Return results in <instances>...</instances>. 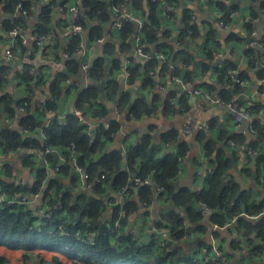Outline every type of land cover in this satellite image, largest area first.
<instances>
[{
	"label": "trees",
	"instance_id": "1",
	"mask_svg": "<svg viewBox=\"0 0 264 264\" xmlns=\"http://www.w3.org/2000/svg\"><path fill=\"white\" fill-rule=\"evenodd\" d=\"M4 2L2 9L10 12H16L17 5H20V10L25 9L33 14L32 0H1ZM51 0L48 4H44L39 12L38 22L36 24V31L38 34L52 33L51 25V12L53 9V2ZM132 5L140 10L149 20L150 24L146 25L143 29L145 39L148 43L156 44L158 49L165 55H174L173 63L167 62L162 66V70H166L167 65H172V74L178 75L183 71L182 66L186 63L189 65L192 61V56L185 51V48H175L171 43V33L169 31H162V40L159 38V26L162 21V3L159 0H131ZM255 2L257 0H246ZM125 0H113L112 2L104 0H82L86 14L96 19L87 31L86 40L94 41L105 35V26L110 20V9L112 6L125 3ZM168 3V2H167ZM220 3L225 17L228 15L225 12L226 6ZM65 8V3L63 6ZM264 12V1L261 3ZM232 8H235L232 6ZM166 14L173 15V12L166 10ZM84 28L86 22L82 19L79 20ZM122 28L119 29V36L121 37V47L130 49L131 41L137 30L136 24L132 21L122 20ZM16 23L24 24L25 22L20 19ZM183 27L180 33L176 36V40L182 43L188 42L191 38L194 40L199 34V25L197 22L192 21L189 13L183 17ZM13 28V24H10ZM248 30H251L252 24L247 23ZM54 33V32H53ZM249 34V33H248ZM248 34L241 36L231 35V39L238 42H245L247 45L245 56L248 57V63L251 68L256 71V75L260 80H264V63L262 67L257 65L260 61L262 54L254 46H250L251 40L256 39L255 36L251 37ZM259 40L264 43V33L259 36ZM84 41L83 34H76L70 37L67 41L64 51L69 57L64 62V68L60 69L55 78L49 83L48 91L52 95V99H45L43 102L35 101V97H23L15 100L12 91H5L3 89L6 82V70L0 71V111L4 110L9 116H13L20 106H25L26 111L19 119V127L12 128L7 125L0 129V147L2 150L6 146L16 149L17 147L35 148L41 151L47 148L58 149L63 151L68 145L75 144L76 150L79 152V162L86 166L93 177L98 175L99 169L106 174L107 181L111 187L119 189L121 186L127 184L128 178L132 175L146 178L149 173H154V177L162 183L166 189L159 192L160 195L165 197L166 202L170 203V207L162 212V222H158V226L164 227L169 231V234L175 238H179L185 230V219L190 221H199L201 218V210L199 202L205 201L210 205L217 208L212 220L215 223L222 224L224 221L232 217V215H239V219L243 229L246 228V238L250 240L251 235L256 231V235L264 238V197L258 201L251 196L246 190H241L239 181L230 177L228 181L225 177L233 165L232 160L222 150L217 148V142L214 137H207L205 131H199L198 139L204 143V154L208 157L211 164H213V171L206 176L207 188L201 190H191L189 188L176 189L173 181L174 177L182 165V159L187 155L189 146L185 141H179L177 129H171L162 134L161 141L165 144H176V148L172 152H166L162 157L155 158L153 155L157 150L156 144L152 141L149 134L145 133L137 144L129 145L123 152L117 149L112 152L102 153L98 160L92 159L93 154L97 151H102L111 139V133L117 131L119 128V121L117 119L109 120V127L106 129L105 124L95 128L93 137H90L85 126L77 120L74 114L68 113L65 119H62L63 112L59 111V103L61 99L65 98L72 92H77L75 86L70 82V79L75 74L82 71L81 63L84 58L76 57L75 52L79 51L80 45ZM218 43L217 34L215 29L208 31L204 43L206 45V54L210 57L213 56V43ZM114 46L111 42L106 41L104 45V52H113ZM46 51V50H45ZM44 51V52H45ZM260 58V59H259ZM105 60L104 58L95 59L90 63V75L93 79L105 75ZM206 66V65H205ZM159 67L158 58L150 59L143 64H138L131 68V83L137 78L141 81L140 88L151 89L154 86V78L149 75V70H157ZM30 67L25 66L24 70L19 73L21 82L25 83L30 89L34 91L40 82H45L41 70H35L33 74L30 73ZM160 68V67H159ZM237 70L238 76L241 80H248L249 74L246 71H240L234 63L227 61L223 67L217 69L218 79L222 82L232 84V76L229 70ZM96 83V84H95ZM91 81L87 86L82 87L78 91L76 98V108L85 111V106L92 105L99 95V84ZM98 85V86H97ZM110 85V80L107 82ZM237 91L240 89L241 84H237ZM117 86L111 88L114 93ZM140 95L131 101V94H122L119 98L118 109L119 111H126L129 118H139L143 114L149 113V107L145 96L139 92ZM224 99L228 100L230 92L223 89ZM171 100V99H170ZM169 99L165 100L166 112H173L176 110L178 104L187 103V97L181 96L175 103ZM238 103L241 105L248 104L246 102ZM249 105L253 106V114H259L264 109V104L251 100ZM52 110V113L48 112ZM95 115L104 117L106 111L95 109ZM106 118V117H105ZM104 118V119H105ZM260 117L255 115L253 122L254 128L257 130V137L248 143V147L254 148L259 145L260 152L256 156L249 157V163L245 166L244 171L247 174L252 173V168H256V177L259 184L264 185V132L261 125L258 123ZM1 123V121H0ZM211 128L218 126L216 121L210 122ZM26 127L33 132H30L27 138H23L21 128ZM44 131L42 136L40 131ZM231 139L244 141L245 138L240 135L232 134ZM227 138L225 131L224 137ZM217 150V151H216ZM216 152V153H215ZM213 155L215 158L213 159ZM52 157V154H51ZM91 157V158H89ZM25 165L35 166L36 161L29 155L23 158ZM125 160L127 168H122L123 161ZM65 168V167H64ZM63 168V169H64ZM45 170L38 168L37 180L31 187H24L12 183L9 179L0 176V184L5 190L10 193H31L36 192L39 186L43 183L46 176ZM261 177V178H260ZM50 186H55L50 184ZM106 187L105 182H101L97 186V193L83 200L82 204H72L67 200L68 193H64L63 197L59 200L57 194H46L49 196V203H60L62 209L57 210L51 219L42 218L36 215V210L33 207L26 205H11L0 206V245H4L13 250H23L24 260L21 264H31L33 260V252L38 250H49L63 254L69 258L72 264H192V257L188 255H181L175 253H168L166 250L159 246V243L152 237L148 239L139 238L129 234L126 230H122L119 237L120 245H113L112 241L115 238L114 228L117 219H124L129 217L136 211L138 204L135 201H128L122 206L113 207V211L108 216L107 207L102 200V191ZM134 190V188L132 189ZM155 193V188L141 184L138 186V195L140 201L150 202ZM197 204V205H195ZM66 207L67 212L65 211ZM222 210H225L222 212ZM245 213V215H241ZM256 216L257 219H253ZM104 217L109 221V226L100 222ZM204 223V222H203ZM45 224V225H44ZM64 224L66 233L56 230V226ZM197 229H205L204 224L197 225ZM52 230V231H49ZM79 230L83 235L89 231H96L94 242H89L83 239V236L75 235V231ZM264 247V246H263ZM179 248H177L178 251ZM262 247L257 246L256 252H261ZM176 252V251H175ZM5 257L0 256V264H5ZM52 264H61L58 256L53 258Z\"/></svg>",
	"mask_w": 264,
	"mask_h": 264
},
{
	"label": "crops",
	"instance_id": "2",
	"mask_svg": "<svg viewBox=\"0 0 264 264\" xmlns=\"http://www.w3.org/2000/svg\"><path fill=\"white\" fill-rule=\"evenodd\" d=\"M47 1L48 0H32V5L34 6L31 11H33V14L22 19L25 23H19L21 26V34L18 38H12V28L10 24H13V26L18 25L16 20H18L20 14L18 10L12 13L2 9L4 2L0 0V71L6 70L7 77L5 78L6 82L4 83L3 89L5 91H12L15 100L23 97H35V101L38 102H43L45 99H52V95L48 91V85L55 78L60 69L56 68L51 62L56 64L60 63V53L64 55V47L69 39L62 27L64 16L63 13L62 16L60 14L61 6L64 3L66 5L68 2H71L70 4L78 3V0H56L53 2V9L51 12L52 21L50 25L52 36L48 37L46 42L44 44L42 43V45L37 42L38 33L36 31V24L38 22L39 12L42 6L47 4ZM125 1V3L116 5L120 8V12H117L114 6H112L109 11L110 20L105 27L111 26L115 21L123 20L128 12L134 13L143 20L147 19L148 23L146 25L151 23L140 10H137L132 5L131 0ZM159 1L162 3L163 13L161 14L163 22L159 26V30L161 31L159 32L160 41L162 40V31H169L172 35L171 43L174 47L176 49L185 48V51L192 56L191 63L189 65L185 63L184 66H182L183 71H186L184 74L185 80L190 81L194 86H199L203 91L218 95L223 99V89H227L230 92L229 99L232 96L231 91L234 89L233 85L230 83L225 84L220 81L217 75V67L220 59H223L226 63L229 60L236 65L238 70L246 71L249 74V79L244 80L245 83L241 84L238 91L237 88L235 90L238 100L246 103L254 100L255 102L264 104V82L257 77L256 71L251 68L248 63L247 56H245L247 49L246 43L242 41L238 42L230 37L231 35L241 36L243 34H248V32L252 30L256 31L258 37L264 33V13L261 7V3L264 0H257L255 2L246 0ZM219 2H222L223 5L226 6L225 12L227 13L226 15H228V19L223 16L225 14ZM164 4L166 5L165 9ZM232 6L235 8H232ZM166 10L173 12V15L169 16L166 14ZM233 11H237V13L232 14ZM186 13L191 15L193 22H197L200 30L194 40L191 38L188 42H184L181 45L180 42L176 40V36L180 33L184 25L183 17ZM86 18L91 23V26L97 22L96 19L90 18L87 14ZM247 23L252 24L253 28L251 30H248ZM88 29L87 26L84 28L82 32L83 37L85 32L87 34ZM211 29L216 30L218 40L217 44L216 42L212 44L214 47L212 57L206 54V45L204 43V39ZM137 34L142 35L143 49L152 54L154 56L153 58H158L159 60L160 68L158 67L157 70H149L150 72H148L155 81L151 89L142 90L140 88V80L136 78L134 82L131 83V75L129 77L127 76V71L131 73V68L150 60L144 59L137 54L135 46ZM144 35L143 30L138 32L135 29V33L130 39V49H124L120 45L122 40L119 36V32H111L105 40V42H111L114 46L113 52L110 53L104 52L105 42L104 44H99L94 40L91 42L88 41L87 43L88 45L86 46L87 49L85 52L89 53V64L94 61L92 58L99 54L100 47L103 48V55L99 56V58H104L105 60V75L99 78V80L93 78L89 80L90 82L96 81L97 84L100 85V87L97 85L99 88V95L92 105L87 104L85 106L83 115L86 120L94 124L95 128L103 124H105V126L107 124L109 125V120L112 119H117L120 124L116 133H111V139L107 140L104 149L94 153L92 159L96 161L102 153L105 154L117 149L124 152L129 145L137 144L145 133L149 134L152 141L156 144L157 150L153 156L156 159L160 158L166 152H172L176 148L175 143L164 144L161 141L162 134L171 129H177L179 141H185L189 149L185 158L182 159V165L173 182L177 190L189 188L197 191L207 188L206 176L212 172L207 173L206 171L208 168H211L212 171L214 169L213 164H211L208 157L204 154V143L198 139L199 131H205L208 138L214 137L217 142V148H222L232 160L233 165L228 175L225 177V180L228 181L230 177L236 179L240 183L241 190H246L253 198L260 201L264 197V185L257 182L256 167L254 166L252 168V173L250 174L244 171L245 166L249 163V157L255 156L248 152V143L252 142L255 136H253L248 129L240 134L237 132L235 129L236 120L226 105H209L205 103L204 96L201 94H184L183 87L177 80V77L181 78L182 72L181 74L173 75L172 65L170 66V64L167 65L165 71L162 70V66L171 55H165V59L160 58L159 55L163 52L158 49L156 44L148 43ZM13 42L16 44L14 54L9 57L6 52ZM255 48L259 51L261 50L258 47ZM219 54H221V57H219ZM75 56L78 57V55ZM68 57L65 58L67 59ZM160 63L163 65L161 66ZM25 66H29V69L34 68L35 70H41L46 79L45 82L41 81L39 86L35 87L34 91L25 83L21 82L18 76L19 73L24 70ZM62 68H64V64H62L61 69ZM109 80L111 86L107 85ZM89 81H87L83 69L71 77L70 82L76 87L77 92H72L61 99L59 111L63 112L62 116L66 117L68 113L73 114L72 112H74V110L79 109L76 108L75 103L78 96L77 93L82 87L87 86V84L90 83ZM116 86L117 90L113 93L111 88ZM139 92L145 96L149 107H151V111L143 114L139 118H129L126 111H119V98L123 93H130V102H133L140 95ZM133 95H135L134 98ZM183 95L187 97L189 106H186L185 103L178 104L175 111L167 113L165 110V100L171 99L170 101L175 103ZM204 103L205 105H203ZM95 109L106 111V115L104 117L95 115ZM7 116H9L7 112L4 110L0 111V129L7 126L5 122ZM104 118L107 120L103 121ZM211 120L216 121L218 126L211 128ZM18 121L19 119L13 120L8 125L12 128H16L15 125ZM186 123H203L209 126L205 129L199 131L194 130L185 134L183 133V128ZM244 126H246V124L242 123L240 127ZM108 127H106V129H108ZM225 131L227 132V138H223ZM232 134L240 135L245 138L244 141L239 139L236 140L240 142V146L233 145L234 143H232L230 137ZM172 145L173 148H171ZM54 151L58 153L59 158L60 151L58 149H54ZM32 155V158L36 161V165L33 167L25 165L23 160L25 157L19 155L16 151L2 150L0 147V176L9 179L16 185H20L21 180H27L30 184L32 183L33 186L38 174L37 169L42 168L47 173L42 187L44 192L48 191L57 194L61 202L62 200L60 197H63L66 192L69 194L67 200L72 204H82L84 199L94 196L97 193V189H94L93 193L88 189L76 188L77 175L76 173L74 174L73 166L66 165L60 172L51 169L50 165L54 160L53 154L52 157L49 155V157L46 158H42L38 153H33ZM214 158L215 155H213V159ZM122 168H127L125 160L123 161ZM6 171H8V175H6ZM98 172H101L100 169ZM198 172L202 175L198 174ZM261 175L264 176V173L262 172ZM50 184L55 186H50ZM106 184V187L101 193V197L108 209L107 214L109 216L113 211V207H115L113 199L117 196L120 188L114 189L111 187L109 181H107ZM133 188L134 187L130 188L128 192L123 195L122 204L133 200L138 204V207L136 211L126 219L130 220L132 227H134L143 239L153 238L156 234L154 230L155 227L164 228L157 224L160 221L162 222L160 214L170 207V203L166 202L165 197L160 195L156 189L150 202H142L140 201L138 191H135L136 188L138 189V186H135L134 190H132ZM122 204L120 206H122ZM208 205L210 204L208 203ZM210 206L214 207L215 211L217 210L215 206ZM32 207L35 209L34 205H32ZM67 209L66 207V212ZM224 211L225 210H222V212ZM247 216L253 217L250 215ZM121 218V221L125 220L123 215ZM253 219L255 220L257 217ZM184 224L185 230L187 229L194 237L181 242L171 241L179 248L178 251L176 249L175 254L192 257L200 248L208 244H214L222 248L223 252L226 254L227 264H264V238L256 235V231L252 233V238L248 241L246 238V228H244L245 239L242 244L237 245L234 241V228L232 226L226 228L216 227L213 225L215 222L205 217L204 214L201 215L199 221L185 219ZM199 224H204L206 228L198 230L197 225ZM142 237H140V239ZM257 246L263 248L261 252H256L255 248ZM238 248H240V252ZM21 253H23V250H13L4 245H0V256L7 257V259H9L6 260L7 263L9 261L10 264H15L16 261H21L17 259ZM37 253L51 261L54 257L58 256L61 260V264H72L69 258L58 252L40 250Z\"/></svg>",
	"mask_w": 264,
	"mask_h": 264
},
{
	"label": "built area",
	"instance_id": "3",
	"mask_svg": "<svg viewBox=\"0 0 264 264\" xmlns=\"http://www.w3.org/2000/svg\"><path fill=\"white\" fill-rule=\"evenodd\" d=\"M106 1L112 2L113 0H106ZM220 1H222V0H220ZM49 2H51V0H48L47 4ZM70 3L71 2H68L65 5V8L62 7L63 6L62 5L61 6L62 12L60 11L61 16H62V13L64 16V23H62V27H63L64 31L66 32L68 38L72 37L73 35L82 33L84 31V27L79 20L80 19H82V20L87 19L86 18V11L84 10V7L82 6V0H78V3H73V4H70ZM114 9L117 12H120V8L118 6L115 5ZM16 10H18V13L20 14L18 16V20L23 19V18H27L31 15L25 9L20 10V5H17ZM236 13H237V11L232 12V14H236ZM124 19L128 20V21L135 22L138 32L142 31L144 26L148 23L147 19L143 20L141 17L135 15L132 12H128L127 15H125ZM122 23H123L122 20L113 22V24L111 26H109L105 35L95 40L96 43L104 44L105 40L107 39V37L110 35L111 32H114V31L119 32V29L122 28V25H123ZM248 33L251 37L255 36V38H256V39L251 40L249 45L255 46V47H258L261 49L260 52L262 54V57H261L260 61L257 62V65L259 67H262L263 63H264V43L259 40V37H258L256 31L252 30V31H249ZM11 34H12V38L13 37L18 38L19 35L21 34V26L19 24L14 26L11 29ZM51 36H52L51 32H49L47 34H38V36H37L38 44H42V43L44 44L46 42L47 38L51 37ZM87 45L83 41L82 45H80L79 51L75 52V54L78 55V57L84 58L82 63H81V67H82L83 71L85 72L87 81H89L92 79V77L90 75V66L91 65L89 64V60H88V58L90 56H89L88 52H85L87 49L86 48ZM15 46H16V44H15V42H13L11 47L7 50L6 53L9 57L13 56ZM135 46H136V52L140 57H142L144 59H151L154 57L152 54L146 52L143 49L142 35L141 34L136 35ZM64 57H68V54L65 52H64ZM159 57L162 59L166 58L164 53H161L159 55ZM219 57H221V54H219ZM247 59H248V57H247ZM225 63L226 62L223 59H220L217 69H219L220 67H223L225 65ZM34 72H35V69L31 68L30 73L33 74ZM229 74L232 76V85L234 88L233 89L234 94H232V96L228 100L223 99L218 95H213L209 92L203 91L199 86H194L193 83H191L190 81H187L185 79L182 80L180 77H177V80L179 81V83L183 87V93L184 94H192V95L193 94L194 95H200L201 94L204 96L205 103H207L209 105H220V104L226 105L228 107L230 113L233 115V117L236 120L235 129L237 130V132H239V134H240L242 132H245L246 129H248L249 132L253 136H255V138H256L257 137V130L254 128V126L252 124L254 122L255 115L259 116L260 120L258 123L261 125L262 130L264 132L263 110L259 114H253V106L252 105H249V103L245 104V105H241L238 103V96L236 95V91H235L237 88L236 85L237 84H243L245 82L239 78L237 70H235V69L229 70ZM130 75H131V73L129 71H127V76L129 77ZM262 82H264V80H262ZM48 97H50V96H48ZM40 101H42V100H40ZM205 103L203 105H205ZM25 111H26V107L20 106L17 109V112L13 116H7V118L5 120L6 125L10 124L13 120L20 119L21 116L25 113ZM52 112H53L52 110H49V113H52ZM72 113L77 117V120L85 126L87 134L90 137H93L95 126L92 122L85 119V117L83 115V111L81 109H76ZM77 113H79V115H77ZM62 119H65V117L62 116ZM242 123L246 124V126L240 127ZM108 126L109 125L107 124L106 127H108ZM208 126H209L208 124H203V123H186L184 125V128H183V133L188 134L194 130L199 131V130L207 128ZM21 132L23 134V138L25 139L28 137L30 132H33V130L26 128V127H22ZM40 132H41L42 136H44V131L42 130ZM231 141H232V143H234L233 145H237V146L241 145V144H239L240 143L239 141H236L234 139H231ZM4 150L16 151L17 153H19V155L24 156V157L32 155L33 153L34 154L38 153L42 158H46V157H49V155H51L53 153L54 148H52V149L47 148L46 150L41 151L39 149L30 148V147H28V148L17 147L16 149H14L12 147L6 146ZM248 152L256 156L260 152L259 145L254 147V148H251V149L248 147ZM78 157H79V152L76 150V145L74 143L71 145H68L63 151L60 152V156L58 158L57 164L54 167L55 171L60 172V170H62V168L66 165L73 166L74 174L76 173V175H77L76 188H79V189L84 188V189H88V190L94 192V189H97V186L99 183L105 182V185H107L106 184L107 183V177H106L105 173L100 172V173H98V175L96 177H93L92 174L90 173V171L87 170L86 166L82 165L79 162ZM89 158H91V157H89ZM6 172H7L6 175H8V171H6ZM206 172L211 173L212 172L211 168H208ZM154 173H155V171H153L152 173H149L147 175V177L144 179L141 178L140 176H137V175L130 176L128 178L127 184L120 187V190H119L117 196L113 199V203L115 204V206H117V205L120 206L122 204L123 195L126 192H128V190L130 188H132V187L135 188V186L137 187L141 184H147V185L155 188L158 192H163L166 189V187L153 176ZM198 174H200V172H198ZM200 175H202V174H200ZM175 177H176V175L174 177H172L170 179V181H173L175 179ZM8 178H9V176H8ZM36 180H37V176H36ZM20 185L24 186V187H28V186H32V183L30 184V182L27 180H21ZM42 187H43V183L39 186V189L36 192L10 193L7 190H5L3 188V186L0 184V206L4 207V206H11V205H17L18 204V205H26V206L32 207V205H34L35 210H36V215L41 220L44 217L47 219H51L57 210L62 209V206L60 205V203H55V204L51 205L49 203V196H45V193L46 194H53V193L48 192V191L44 192ZM199 205H200L201 214H204L205 217L212 219V217L215 215L217 210L215 211L214 207L208 205V203L205 201L199 202ZM241 215H245V213H241ZM254 217H256V216H254ZM100 222H103L107 226L110 227L109 221H107L104 217H102L100 219ZM213 225L216 227H222V228L232 226L234 228V235H233L234 241L236 242L237 245L243 243V241L245 239V235H244V229L241 226L239 215H232L231 218L224 221L222 224L215 223ZM112 229L115 231V238L112 241L113 245H120V242L118 239L121 235L122 230L123 231L126 230L129 234H131L133 236H136L139 238L142 237L139 233H137V231L134 229V227H132L131 222L128 219H125L124 221L117 219L115 221L114 228H112ZM56 230L59 232H62L64 234L66 233V228H65L64 224L57 225ZM154 230H155L156 234H155V236H153V239H155L159 243L160 247L162 249L166 250L168 253H175V251L177 249L176 244L172 243L171 241L181 242V241H186L188 239H192L194 237V235L192 233H190L187 229L184 231V233L179 238H173L169 234V231L165 228L155 227ZM49 231H52V230H49ZM74 234L79 236V237L83 236V239H85L86 241L94 242L96 231L89 230L83 235L79 230H77V231H75ZM238 251L240 252V248H238ZM46 264H48V263H46ZM192 264H227V256L223 252L222 248L217 247L214 244H208V245L204 246L203 248H200L198 250V252L194 253V256H192Z\"/></svg>",
	"mask_w": 264,
	"mask_h": 264
},
{
	"label": "water",
	"instance_id": "4",
	"mask_svg": "<svg viewBox=\"0 0 264 264\" xmlns=\"http://www.w3.org/2000/svg\"><path fill=\"white\" fill-rule=\"evenodd\" d=\"M166 8V5L164 4V9ZM38 14V12H37ZM85 22H86V25H87V28H90L91 27V23L89 22V20L85 19ZM137 27V26H136ZM109 27H105V30L107 31ZM84 43L87 45V40H86V32L84 33ZM103 55V48L100 47V51H99V54L95 55L92 60H95L97 58H99V56H102ZM60 56H61V61L60 63H53L51 62L56 68L58 69H61L62 67V64H64L66 58L64 57L63 53H60ZM173 58H174V55H171L169 57V62L170 63H173ZM186 73V71H182V75H181V79L183 80L184 79V74ZM95 82V81H94ZM232 94H234V91H231ZM135 97V95H133V98ZM107 119H103V121H106ZM19 123V121H18ZM18 123H16L15 127L17 128L18 127ZM171 148H173V145L171 146ZM247 148V146H246ZM53 156H54V160L53 162L51 163L50 165V168L51 169H54L55 165L57 164V161H58V153L56 151H53ZM135 191H138V189L136 188ZM93 192V191H92ZM94 193V192H93Z\"/></svg>",
	"mask_w": 264,
	"mask_h": 264
},
{
	"label": "rangeland",
	"instance_id": "5",
	"mask_svg": "<svg viewBox=\"0 0 264 264\" xmlns=\"http://www.w3.org/2000/svg\"><path fill=\"white\" fill-rule=\"evenodd\" d=\"M37 252H38V250H36V251L33 252V256H32V259L33 260L30 262L31 264H46V263L52 264V261L53 260L51 261L49 259H46V257L41 256ZM5 259L6 260H9V259H7V257H5ZM17 259L23 261L24 260V254L23 253L19 254V256L17 257ZM21 261H19V262L16 261L15 264H21ZM5 264H10V263H9V261H8V263L5 261Z\"/></svg>",
	"mask_w": 264,
	"mask_h": 264
},
{
	"label": "clouds",
	"instance_id": "6",
	"mask_svg": "<svg viewBox=\"0 0 264 264\" xmlns=\"http://www.w3.org/2000/svg\"><path fill=\"white\" fill-rule=\"evenodd\" d=\"M77 115H79V113H77Z\"/></svg>",
	"mask_w": 264,
	"mask_h": 264
}]
</instances>
